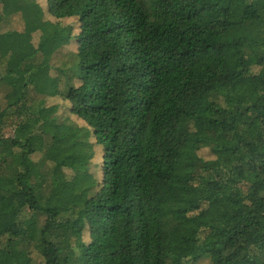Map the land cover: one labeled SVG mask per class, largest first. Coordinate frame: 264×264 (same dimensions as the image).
I'll return each mask as SVG.
<instances>
[{"label": "trees", "instance_id": "trees-1", "mask_svg": "<svg viewBox=\"0 0 264 264\" xmlns=\"http://www.w3.org/2000/svg\"><path fill=\"white\" fill-rule=\"evenodd\" d=\"M45 1L0 0L46 31L0 32V264H264V0Z\"/></svg>", "mask_w": 264, "mask_h": 264}, {"label": "rangeland", "instance_id": "rangeland-1", "mask_svg": "<svg viewBox=\"0 0 264 264\" xmlns=\"http://www.w3.org/2000/svg\"><path fill=\"white\" fill-rule=\"evenodd\" d=\"M38 3L45 9L46 8V1L45 0H37ZM46 20L54 21L52 18H50L48 15L45 16ZM64 25H72L75 28V31L77 32V22L73 19H64L60 21ZM8 30H15L20 35V43L22 44H30L32 47H37L40 40L43 37V33H45V29L41 26H28L25 25L19 16H15L12 18H8L5 20L2 24V27L0 29L1 33H4ZM76 44L74 41L68 47L62 51H60L57 55L54 56L52 63H54V67L61 66L63 62L67 60L66 55L68 52H74L76 51ZM47 76L55 77L57 75V72L54 68L52 70L47 71ZM75 84H77L76 81H74ZM45 105L48 107H52L53 111H56L59 115V117H66L69 116V112L67 110V104L63 102L57 95L55 94H47L45 97ZM71 120L74 121L77 125L84 127L86 126L80 119H77L74 116H70ZM94 139H91V142L94 143ZM96 157H94L93 162L95 164H98L100 162V154L101 151L98 146H94ZM88 238H85V241H87Z\"/></svg>", "mask_w": 264, "mask_h": 264}]
</instances>
